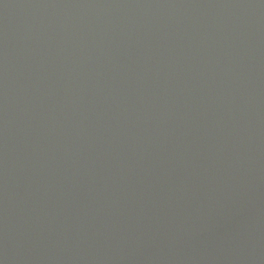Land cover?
<instances>
[{
	"label": "water",
	"instance_id": "1",
	"mask_svg": "<svg viewBox=\"0 0 264 264\" xmlns=\"http://www.w3.org/2000/svg\"><path fill=\"white\" fill-rule=\"evenodd\" d=\"M0 264H264V0H0Z\"/></svg>",
	"mask_w": 264,
	"mask_h": 264
}]
</instances>
